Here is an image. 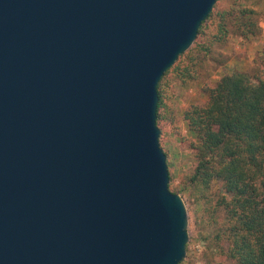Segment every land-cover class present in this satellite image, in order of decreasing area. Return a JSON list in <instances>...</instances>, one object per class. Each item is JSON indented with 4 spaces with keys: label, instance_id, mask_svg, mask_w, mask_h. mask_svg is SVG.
<instances>
[{
    "label": "water",
    "instance_id": "95a60500",
    "mask_svg": "<svg viewBox=\"0 0 264 264\" xmlns=\"http://www.w3.org/2000/svg\"><path fill=\"white\" fill-rule=\"evenodd\" d=\"M217 0H0V264H179L157 85Z\"/></svg>",
    "mask_w": 264,
    "mask_h": 264
},
{
    "label": "trees",
    "instance_id": "16d2710c",
    "mask_svg": "<svg viewBox=\"0 0 264 264\" xmlns=\"http://www.w3.org/2000/svg\"><path fill=\"white\" fill-rule=\"evenodd\" d=\"M219 1L201 23L193 46L178 57L158 82L156 124L165 107L169 76L172 74L182 83L192 77L185 59L193 61V53L208 52L201 40L215 19L217 32L212 39L220 43L227 37V19L234 17L235 10L216 11ZM236 9L238 35H256L259 27L252 20L254 12L243 6ZM206 91L204 105H192L183 112L188 132L195 138L192 149L196 165L190 184L202 195L213 186H220L216 209H222L224 220L218 232L204 231L203 236V229L215 225L217 220L212 212L208 219L200 217L199 232L204 242L212 240L223 261L264 264V78L254 80L245 72H234L222 76Z\"/></svg>",
    "mask_w": 264,
    "mask_h": 264
},
{
    "label": "rangeland",
    "instance_id": "374dc122",
    "mask_svg": "<svg viewBox=\"0 0 264 264\" xmlns=\"http://www.w3.org/2000/svg\"><path fill=\"white\" fill-rule=\"evenodd\" d=\"M238 6L254 12L252 20L259 27L256 35L243 38L236 32L238 25L234 17L238 20ZM223 10H235L234 17L227 19V37L220 43L212 39L217 32L215 19L201 40L209 48L208 52L193 53L196 56L193 61L185 59V64L193 72L192 77L182 83L172 74L169 76L168 87L165 88V107L161 109V120L156 124L160 130L159 144L167 157L169 190L181 196L187 210L186 255L179 264H234L230 260L223 261L216 253L212 240L204 242L199 232L200 217L208 219L211 212L217 223L207 225L202 231L203 236L206 235L204 231L209 234L218 232L222 228L224 213L221 208L216 209L220 186L215 185L202 195L190 184L196 165L192 149L195 138L188 132L183 119V112L187 108L202 106L207 102L206 89L213 87L222 76L245 72L254 80L264 78V0H220L216 11Z\"/></svg>",
    "mask_w": 264,
    "mask_h": 264
}]
</instances>
